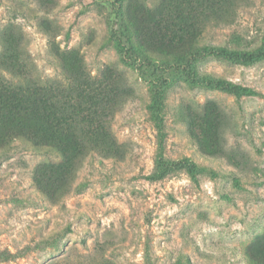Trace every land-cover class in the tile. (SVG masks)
Segmentation results:
<instances>
[{
  "label": "rangeland",
  "instance_id": "374dc122",
  "mask_svg": "<svg viewBox=\"0 0 264 264\" xmlns=\"http://www.w3.org/2000/svg\"><path fill=\"white\" fill-rule=\"evenodd\" d=\"M161 1L0 0V96L22 80L16 42L26 79L56 87L79 110L62 112L73 132L96 139L64 165L0 117V264H258L264 58L242 63L217 47L264 51V0L225 5L195 56L165 62L134 52L116 15L122 4L132 27ZM203 73L252 93L196 82Z\"/></svg>",
  "mask_w": 264,
  "mask_h": 264
},
{
  "label": "trees",
  "instance_id": "16d2710c",
  "mask_svg": "<svg viewBox=\"0 0 264 264\" xmlns=\"http://www.w3.org/2000/svg\"><path fill=\"white\" fill-rule=\"evenodd\" d=\"M233 0H162L152 9L143 7L137 16L142 19L129 27L122 18V4L117 10L118 28L121 35L131 38L136 45L133 51L142 53H156L159 62L167 60L191 59L199 49V38L208 22L218 21L223 17V8ZM121 3V2H120ZM13 47L14 62L11 71L18 80L12 87H1L4 97L0 96V117L10 120L13 124L10 133L14 137H23L36 147L46 146L56 148L61 155V162L73 164L84 149L94 143L96 139L92 135H79L73 132L72 125L62 116V112L68 111L71 117L76 118L79 110L76 107L69 110L61 104V96L56 87L42 86L36 81L26 79L27 66L21 61L18 45ZM51 50L62 57L67 56L72 50H60L51 44ZM15 49H17L15 51ZM221 56L228 59H241L242 63L264 58V51L257 54H248L247 51H238L217 47ZM147 53V55L149 54ZM152 55V54H151ZM161 56V57H160ZM152 58H149L150 61ZM147 60V61H149ZM149 61V62H150ZM196 82H204L209 87H217L232 92L234 95H247L252 91L215 77L209 73H203ZM194 77V76H193ZM6 98V99H5ZM60 110L61 114H56ZM86 112L84 115H86ZM89 115V113H88ZM90 117H86L85 121ZM93 121V120H91ZM87 135V136H86ZM1 145V144H0ZM61 162L59 164H61ZM58 164V165H59ZM251 256L258 264H264V234L252 241Z\"/></svg>",
  "mask_w": 264,
  "mask_h": 264
}]
</instances>
